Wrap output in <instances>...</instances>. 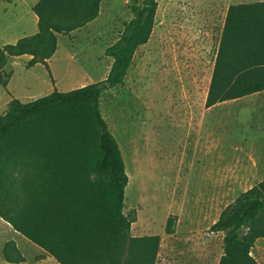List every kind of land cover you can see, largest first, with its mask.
Instances as JSON below:
<instances>
[{"label":"trees","instance_id":"16d2710c","mask_svg":"<svg viewBox=\"0 0 264 264\" xmlns=\"http://www.w3.org/2000/svg\"><path fill=\"white\" fill-rule=\"evenodd\" d=\"M102 0H38V31L0 48V86L8 59L31 56L27 67L48 60L66 35L94 21ZM158 0H136L133 17L105 50L112 60L105 79L53 92L29 102L12 98L0 115V219L59 264H155L160 237L131 233L125 214L128 175L101 112V96L121 85L136 49L152 33ZM51 76V75H50ZM264 90V2L229 6L206 106ZM211 231L223 233L219 264H258L251 249L264 238V181L226 206ZM166 231L172 228L168 221ZM7 263L25 261L13 240Z\"/></svg>","mask_w":264,"mask_h":264},{"label":"rangeland","instance_id":"374dc122","mask_svg":"<svg viewBox=\"0 0 264 264\" xmlns=\"http://www.w3.org/2000/svg\"><path fill=\"white\" fill-rule=\"evenodd\" d=\"M35 1L0 0V48L27 33L22 20L32 25L34 14L30 11L29 16H25L26 4ZM135 2L102 0L94 21L59 35L57 49L49 61L51 76L41 64L27 67L29 60L25 56L8 59L5 70L10 73V78L7 85L0 86V115L5 113L12 98L29 102L54 90L66 92L105 79L112 64L105 50L118 39L133 17L131 8ZM158 2L149 40L136 49L123 83L105 91L100 105L120 148L125 169L126 164L131 166L132 185L128 182L124 200L125 214L135 216L131 233L133 236L158 235L156 264H163L168 221L172 229L179 226L183 230L191 226L201 231V236L209 235L210 227L221 211L244 189L264 181V176L247 180L245 174L250 177L249 173L238 167L234 172L237 176L230 179L225 172L227 164L234 158L231 144L240 143L242 153L251 154L249 162L257 161L262 154V139L259 138L262 116L257 110L262 104V95L250 98L245 112L234 107L242 102H219L216 104L231 106L215 109L206 117L214 124L220 143L216 160L219 172L215 177L219 192L204 191L197 203L189 201L191 193L177 194L179 198L174 201L170 199L173 194L168 191L174 185L199 183L200 165L195 161L194 139L188 134L193 111L206 103L227 10L231 5L259 0ZM22 13L24 19L20 18ZM191 130L194 131V127ZM242 134L249 135L251 139L243 140L254 145L243 144V140L237 142ZM215 154H209V161L203 162L202 166L207 170ZM202 184L208 183L203 181ZM222 236L217 235L215 241L218 264L223 255ZM9 240L15 241L26 258L23 264H36L43 257L40 249L0 219V264H8L3 259L2 249Z\"/></svg>","mask_w":264,"mask_h":264},{"label":"crops","instance_id":"0c3cea01","mask_svg":"<svg viewBox=\"0 0 264 264\" xmlns=\"http://www.w3.org/2000/svg\"><path fill=\"white\" fill-rule=\"evenodd\" d=\"M37 1L38 0H36L34 3L29 2L28 4H26L27 11L25 13V16H29L30 11H32V8L36 4ZM259 2H264V0H259ZM20 18L24 19L23 13L20 15ZM31 19H32L31 20L32 25L29 24L27 20H22L25 24V29L27 30V33H22V35H20L19 37H16L14 39V43H16V41L22 37L34 35L35 33H37L38 18L34 14V16H32ZM14 43H8V44H14ZM2 46L3 45H1V47ZM24 56L26 57L27 61L31 59V56H28V55H24ZM15 58H19V57H15ZM49 61L50 59L48 60V65H49ZM258 95H262V104L257 106V110H260L259 116H262V124H260L262 128V132L260 133V136H259V138L262 139L260 140L262 144V154L257 157L258 158L257 161L252 159V162H249L248 156H251V154L245 153V152L242 153L244 150L239 147L240 143L231 144L232 145L231 150L233 151L234 158L231 159L233 160L230 162L231 164H227L226 171H225L227 173L226 177L230 179L232 177L237 176V174L235 175L234 172L238 167L242 168L245 171V173H249L248 175L250 177H248L245 174V177L247 178V180H251L252 178L255 179V178L264 176V90L238 98V99H234L231 101L235 103L242 102L241 105L234 106V107H236V109L238 110L243 109V112H245V110L249 108L247 101L250 98L256 97ZM230 106L231 105H220V104H215L212 106L201 105L199 108L193 111L194 115H192L191 117L193 123L190 122L191 126H190V132L188 136L193 137L194 139L193 146L195 149V153L197 155L195 158V161H197L200 165V170H199V173L197 174L199 183L194 186L174 185L168 191L169 194L171 195L173 194V197L170 196V199H172L173 201L179 198L177 194L191 193V197L189 201L197 203L202 199L201 194L204 191L210 192V193L219 192V189L217 188L218 182L215 179V177L217 176L219 172V171L217 172L218 168H217L216 160H218V156L220 154L219 153L220 143L217 137V130L216 131L214 130V124L207 121L206 117L209 112H212L215 109H224V108L227 109ZM249 117L251 119V116ZM192 127H194V131L191 130ZM243 139L249 140L251 139V137L247 134H242L240 140L237 142H241V140ZM248 140H243L242 143L254 145V143ZM245 141H247V143ZM186 152H187V145L185 148V154ZM212 153H216V154L211 157L210 169L207 170V167L206 166L203 167L202 165H203V162L209 161L207 157L209 156V154H212ZM185 154H184V158H185ZM203 181H205V183H208V184L203 185L202 184ZM251 187L252 186H249L243 191L245 192ZM188 227L189 228H183V230H180V227L176 226L168 234L166 243L163 244V264H215V263L218 264L217 257L215 256L216 254L215 241H216V236L220 234L223 235V233L211 231L209 235L201 236L200 235L201 231L195 230L196 228L193 229V227L191 226H188ZM191 229L194 231H191ZM141 236L142 235L136 236V237H141ZM223 236H222V239H223ZM32 244L35 245L34 243ZM35 246L43 252L42 254L43 257L36 264H59L50 254L45 252L43 249H41L37 245ZM251 255L257 260L259 264H262V238L257 239L256 242L254 243V246L251 249ZM25 262H26V258L24 262L18 263V264H23ZM8 264H11V263H8Z\"/></svg>","mask_w":264,"mask_h":264},{"label":"bare ground","instance_id":"6f19581e","mask_svg":"<svg viewBox=\"0 0 264 264\" xmlns=\"http://www.w3.org/2000/svg\"><path fill=\"white\" fill-rule=\"evenodd\" d=\"M126 170L128 171V182H129V184L130 185H132V180H133V176L131 175V172H130V170H131V166H128L127 164H126ZM128 188V187H127Z\"/></svg>","mask_w":264,"mask_h":264}]
</instances>
